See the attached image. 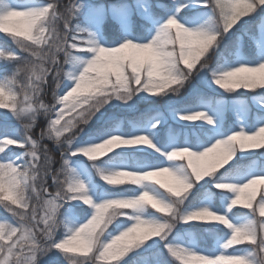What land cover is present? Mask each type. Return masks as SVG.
<instances>
[{
    "label": "snow or ice",
    "instance_id": "snow-or-ice-1",
    "mask_svg": "<svg viewBox=\"0 0 264 264\" xmlns=\"http://www.w3.org/2000/svg\"><path fill=\"white\" fill-rule=\"evenodd\" d=\"M109 15L119 31L105 39L94 29ZM244 17L264 21V0H75L64 10L59 0H0V33L18 45L0 47V204L12 214L0 218V264H129L153 249L158 264H264V192L257 200L255 187L264 184V116L240 104L227 126L219 100L195 88L179 95L197 78L205 88L264 92V39L238 59L220 47ZM48 89L54 102H45ZM142 93L171 101L138 113L131 130L97 117ZM127 148L135 152L116 151ZM126 183L134 190L116 187ZM242 209L249 218L237 224Z\"/></svg>",
    "mask_w": 264,
    "mask_h": 264
},
{
    "label": "rangeland",
    "instance_id": "rangeland-1",
    "mask_svg": "<svg viewBox=\"0 0 264 264\" xmlns=\"http://www.w3.org/2000/svg\"><path fill=\"white\" fill-rule=\"evenodd\" d=\"M89 4H94V5H103L105 7L118 2V0H115L113 3H105L103 1L99 0H87ZM128 4L135 5L138 0H125ZM139 2H143V0H139ZM157 0H153V3H156ZM250 16L253 14H249ZM107 18H111L109 15L106 18H101L96 25L95 29L98 32V35H102L105 39V33L103 31V23ZM114 20V19H113ZM255 19H249L248 17L242 18L241 22H239L236 26H234V29L231 31V33L225 37L231 36L234 31H236V47H238V50L235 49H230L229 55L232 59H238L242 54H246L250 49L255 48L257 51L259 50L261 40L264 39V21H256V26L257 30L254 33L248 34L246 33L245 35L241 36V30L246 26L247 22H250ZM142 19L138 13H136L133 16V23L135 25H140L142 24ZM85 23H87V19H85ZM2 36L6 38V35L3 33H0ZM7 40L14 42L11 40L10 37L6 38ZM251 41V46H249L247 49H245L247 41ZM213 50H210L208 55H214L212 53ZM215 52V51H214ZM2 63V62H0ZM214 65V64H211ZM67 71L68 69L66 68V73H65V82L67 81ZM210 75V74H209ZM200 89L202 90L206 95H208L210 98L219 100L223 106H224V123L227 126H231L234 121H238L239 115L237 112V106L240 104H243L247 106L250 110V112L255 115V116H264V112L260 111V106L264 104V92H261L259 89L257 90H237L236 92H228L227 90H224L220 88L219 86H215V88H212L211 86L208 88H205L202 84V81L200 78L192 80L190 83L185 84V88L181 89L180 91V97H184L187 95L188 91L191 89ZM147 96V93H142L140 96L135 97L132 101H128L127 103H124L123 101L120 100H113L109 105L106 106L105 109H102V112L104 113L103 117H101L100 113H97V117L100 119H105L107 117H116L120 121V126L122 128H127L131 129L132 125L130 124V121L132 119H129V114L134 113L138 114L140 110H150V109H159L161 112L165 111L167 105L171 101V97H163L162 99L159 97H149L147 99L143 98ZM66 119L68 118L67 116L65 117ZM97 119H93L90 121L87 125L81 124L79 127L84 128V133H80V136L78 138H82L89 130V125L93 124ZM186 123H199V121H193V122H186ZM40 131V130H39ZM39 131L33 132L32 134L38 138ZM50 142L53 144L54 148H56V143L55 141L50 140ZM140 147V146H137ZM58 150V149H57ZM127 151L129 153H134L135 148H127V149H117L116 151ZM59 152V150H58ZM52 154V152H50ZM53 155V154H52ZM54 156V155H53ZM55 157V156H54ZM75 159V158H73ZM187 160V157H185V162ZM256 163H259V158L256 159ZM74 168H77V171H79V166L77 164H73ZM103 181H100V184H103ZM131 186V187H128ZM112 187V186H109ZM118 189L125 190V191H132L134 190L133 185L130 183H126L121 186H116ZM257 190V200L259 199V193L264 192V184H258L255 186ZM55 190V189H54ZM52 190V191H54ZM90 191L94 196V199H99L100 198V191L101 189H96L92 188L90 185ZM208 201L203 200L201 203H207ZM74 204L77 202H73ZM223 204V201H221ZM255 204V202H254ZM84 207H87V205H84ZM4 218V217H0ZM8 218V217H7ZM249 218V212L248 210H241L239 213H237L233 219L234 221L239 224L246 222V220ZM10 219V218H9ZM0 222H2V219H0ZM179 227V226H178ZM185 229L188 228L187 225L184 226ZM60 231V229H58ZM223 235V234H221ZM190 239L193 240V244L198 245L200 243V238H199V233L196 232L195 230H191L190 233ZM151 243V242H149ZM219 241H213V246L216 251H219ZM156 251L157 253H160L158 249H153L151 252ZM133 256L130 258L126 259H131ZM148 257V256H147ZM172 260V264H181L180 261H178L174 257H169ZM158 264V263H156Z\"/></svg>",
    "mask_w": 264,
    "mask_h": 264
},
{
    "label": "trees",
    "instance_id": "trees-1",
    "mask_svg": "<svg viewBox=\"0 0 264 264\" xmlns=\"http://www.w3.org/2000/svg\"><path fill=\"white\" fill-rule=\"evenodd\" d=\"M105 1H112V0H105ZM60 4H61V10H64L65 7L67 6H70L71 3L75 2V0H59ZM256 21L257 20H252L250 22H247L246 23V26L245 27H250V30H251V33H254L256 32L257 30V26H256ZM143 23V22H142ZM119 31V26L117 23H115L114 21H112L111 19L110 20H107L104 24V32L107 36V39H111L114 35L117 34V32ZM236 31L233 32V34L231 36H228V37H225L224 40L222 41L220 47H221V50H224V46L225 45H228L229 46V49H234L236 46V43H237V40H236ZM249 45V44H248ZM0 47H5V48H8V49H17L18 48V45L15 44V42H11L9 40H7L4 36H2L0 34ZM212 53L214 55H208L209 57V64H214L215 63V58H216V53L214 51H212ZM17 67V65L13 64L12 62H8V69L9 71L7 73H4L6 75H11L12 72L15 70V68ZM66 68V67H65ZM65 68H64V73H65ZM23 80V77L21 78ZM51 79V78H49ZM64 79V77H63ZM50 92H51V89H48L46 92H45V95H44V99H45V102H54L52 100V97L50 95ZM2 111V110H0ZM141 112H146V111H141ZM139 112V113H141ZM137 114H134V113H131L129 114V119H133ZM45 121H46V117L41 115L39 117V121H38V125L37 127L35 128V130L33 132H37L40 130V128L42 126H44L45 124ZM26 123V122H25ZM96 125L94 126H91L89 128L90 131L94 130L97 125H98V121H96ZM126 130H129V128H127ZM45 144H47L49 146L50 149H53L54 151H52V154L58 158L59 157V152H57L51 142H45ZM57 169L59 168V164L56 165ZM0 217H8V218H12V214L11 213H7L6 210L4 209L3 207V204H0ZM195 230L196 232H198L196 229H193ZM161 253H157L155 250L153 252H151L148 257H144V256H133L131 259H129V264H144L145 260L148 261V264H156L158 263V261L161 259ZM49 262V258L48 257H44V264H48Z\"/></svg>",
    "mask_w": 264,
    "mask_h": 264
}]
</instances>
